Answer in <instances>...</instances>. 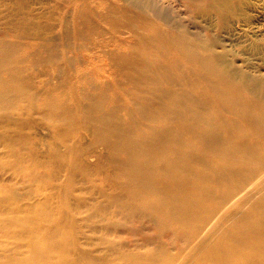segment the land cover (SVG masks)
<instances>
[{
  "label": "bare ground",
  "instance_id": "1",
  "mask_svg": "<svg viewBox=\"0 0 264 264\" xmlns=\"http://www.w3.org/2000/svg\"><path fill=\"white\" fill-rule=\"evenodd\" d=\"M92 3L80 7L92 15L89 21L80 19L87 43L95 42L88 56L98 54L90 53L98 42L103 54L114 53L112 70L129 79L133 105L125 114L114 100L94 98L85 113L98 137L121 158L119 171L130 181L117 209L130 208L132 215L146 212L160 249L120 253V262H85L71 256L69 243L60 237L65 229L6 218L0 230L22 238L28 250L0 258V264H264V91H254L259 87L249 86L234 71L224 43L219 51L214 46L219 40L208 43L201 29L189 30L182 23L186 14L198 13H216L224 20L232 11L231 1ZM123 27L125 34H117ZM105 42H112L113 50ZM53 51L50 46L49 54ZM22 61L20 43L0 38V128L21 105L18 99L28 97L55 116L57 124H73L70 102L55 104L54 89L38 97L37 84L29 81ZM0 140L10 153L22 146L1 134ZM13 155L14 169L32 182L41 179V164L24 158L20 150ZM3 186L0 199L8 190ZM170 243L177 249L172 254Z\"/></svg>",
  "mask_w": 264,
  "mask_h": 264
},
{
  "label": "rangeland",
  "instance_id": "2",
  "mask_svg": "<svg viewBox=\"0 0 264 264\" xmlns=\"http://www.w3.org/2000/svg\"><path fill=\"white\" fill-rule=\"evenodd\" d=\"M89 1L93 5L97 0H0V38L20 43L21 64L29 81L37 84L36 95L42 97L54 89L52 101L66 106L70 102L68 108H73L76 116L73 124L59 125L55 116L30 97L18 99L21 105L0 128L2 136L22 145L10 153L0 140V184L8 189L0 199V206L6 208L0 210V228L6 218L18 217L40 228H62L65 233L60 237L69 243L71 256L85 262L104 258L120 262V253H139L145 248L157 251L160 247L146 212L132 215L130 208L117 209V199L130 187V181L119 171L121 158L98 137L96 125L85 113L94 98L114 100L125 114L133 105L127 90L129 79L112 70L114 53L103 54L98 42L90 52L98 54L88 56L95 42L87 43L80 19L89 21L92 15L80 12V7ZM230 1L232 11L224 20L216 13H198L186 14L182 23H187L189 30L201 29L208 43L219 40V45L214 44L219 51L224 50V43L234 71L246 77L249 86L259 87L254 91L263 92L264 0ZM208 3L202 5L208 7ZM120 18L127 17L121 13ZM103 26L109 28L107 23ZM126 31L123 27L117 34ZM105 43L113 50L112 42ZM70 44L75 45L69 48ZM50 46L54 51L49 54ZM76 70L78 73L73 72ZM16 150L41 164L39 181H30L23 171L12 167ZM27 250L22 238L0 230V258ZM168 251L172 254L177 249L170 243Z\"/></svg>",
  "mask_w": 264,
  "mask_h": 264
}]
</instances>
